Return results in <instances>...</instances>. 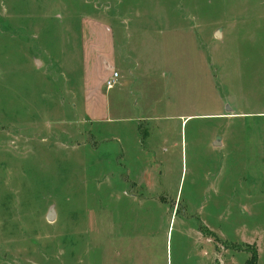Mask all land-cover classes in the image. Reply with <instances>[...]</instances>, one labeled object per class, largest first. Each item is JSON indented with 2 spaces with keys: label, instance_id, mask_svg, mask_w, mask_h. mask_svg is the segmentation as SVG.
Returning a JSON list of instances; mask_svg holds the SVG:
<instances>
[{
  "label": "rangeland",
  "instance_id": "obj_1",
  "mask_svg": "<svg viewBox=\"0 0 264 264\" xmlns=\"http://www.w3.org/2000/svg\"><path fill=\"white\" fill-rule=\"evenodd\" d=\"M112 21L152 167L114 98L87 113ZM262 112L264 0H0V264L264 259Z\"/></svg>",
  "mask_w": 264,
  "mask_h": 264
},
{
  "label": "crops",
  "instance_id": "obj_2",
  "mask_svg": "<svg viewBox=\"0 0 264 264\" xmlns=\"http://www.w3.org/2000/svg\"><path fill=\"white\" fill-rule=\"evenodd\" d=\"M260 18L262 19L263 17L260 16ZM127 25L128 24H125L126 30L128 29ZM256 25H257V23H256ZM99 27H100L99 29H102L104 31H106L105 30L106 27L109 30H111L110 33L108 31V36H111V39L107 40L106 42L105 41L97 42L99 54L98 55L96 53L92 54L94 58H96L95 56H99L101 59H103V62L106 64H105L104 69H102L103 73L101 74L100 79L97 81V83H99V88H96V89L98 90L99 93H96V92L93 93V95H92L93 101L90 104V109L88 107H86L87 113L89 114V117H90V121L94 124H97V125H99L101 122H104V123L109 122L110 117H111L109 112L112 111V109H113L112 104H110V101L112 98H114L117 101L116 107L118 108V111L121 113L126 112V114H124V116L119 117V121L122 123H126V121H128L132 125L134 124L133 125L134 133H135L134 135L136 137V143H137L136 148L138 149L139 152H141V155L145 158V160L147 161V164L148 163L150 164V165L146 164V166L152 167L153 166L152 160L150 158H148L149 153L144 152V149H143L144 139H142V137L139 136V130H138L139 127L138 126L141 124V121H143V120H147L148 122H152L153 120L151 118H143L140 115L139 116L134 115V113L138 111V106L137 105H134V106L131 105L125 99L124 95L126 93L121 90V88L124 85L121 86V88L116 92L113 91L115 89V87H113L112 89L106 88V82L108 81V79L111 78L113 73H115V72L118 73V76H119L118 79H120L122 77L120 70H118L117 67L111 68L110 64L114 63L115 65H117L116 63H118V61H116V54L121 52L122 47L128 46L130 48V46H129L130 39L128 40L123 35H120L118 33L121 31V26L113 24V21H112V25L110 23L106 22V24H102ZM122 27H123V24H122ZM142 27H144V26H142ZM259 27H261V24H259ZM121 37H123L122 40H121ZM142 39H145V37ZM92 85H93V83H92ZM103 85H105L104 88L108 93L103 92L104 90L102 91ZM98 95H99V97H102V101L105 99V105H106L105 107L102 106L101 104H98L97 100L93 98V97H97ZM107 105H109V106H107ZM146 107L149 108V105ZM148 108H145V109H148ZM262 113L264 114V112H262ZM127 114H129V115H127ZM263 114H260V115L263 116ZM238 115H242V114H238ZM218 141H220V140H217L216 142H218ZM216 142H215V144H216ZM223 146H224V142L221 143V141H220V144L217 146L215 145L214 147L219 148V147H223ZM258 183H260V180ZM208 229H210V228H208ZM210 231H212L216 236H218L213 230L210 229ZM218 237H220L225 242L233 243V244L238 243L239 245H245V246H250L251 244H255V242L257 243V241L253 238L250 239V241H248V239L247 240L243 239V242L236 240V242L234 243V242H230L228 240V238L225 236L224 237L218 236ZM203 247H204L203 245L197 246V254H199V256H201V253H199V252L203 251V249H204ZM206 248L208 249V253L206 254L205 258L194 261L196 264H245L247 262V260L249 259L248 258L245 261L244 260L241 261L238 258L231 259V260L224 258L222 261L218 262V260H216L214 255H213L214 252H213L212 247H207V245H206ZM257 249H258V247H257ZM258 255H259V253H258ZM238 261H239V263H237ZM172 264H173V262H172ZM181 264H192V262H190V263L189 262H182ZM258 264H264V259L261 258L260 255H259Z\"/></svg>",
  "mask_w": 264,
  "mask_h": 264
},
{
  "label": "trees",
  "instance_id": "obj_3",
  "mask_svg": "<svg viewBox=\"0 0 264 264\" xmlns=\"http://www.w3.org/2000/svg\"><path fill=\"white\" fill-rule=\"evenodd\" d=\"M247 252L250 255V258L247 260L245 264H258L259 255H258V249L256 245H253V247L246 246ZM246 250V249H245Z\"/></svg>",
  "mask_w": 264,
  "mask_h": 264
},
{
  "label": "built area",
  "instance_id": "obj_4",
  "mask_svg": "<svg viewBox=\"0 0 264 264\" xmlns=\"http://www.w3.org/2000/svg\"><path fill=\"white\" fill-rule=\"evenodd\" d=\"M119 78V76H118V73H113V75L111 76V78L110 79H108V81L106 82V88L107 89H112L113 87H115L116 86V84H117V79Z\"/></svg>",
  "mask_w": 264,
  "mask_h": 264
},
{
  "label": "water",
  "instance_id": "obj_5",
  "mask_svg": "<svg viewBox=\"0 0 264 264\" xmlns=\"http://www.w3.org/2000/svg\"><path fill=\"white\" fill-rule=\"evenodd\" d=\"M217 37H220L221 36V32L218 31L217 32ZM220 144V141L216 142V146ZM56 219V213H55V210L54 208H51V211L50 213L48 214V221L51 222V221H54Z\"/></svg>",
  "mask_w": 264,
  "mask_h": 264
}]
</instances>
